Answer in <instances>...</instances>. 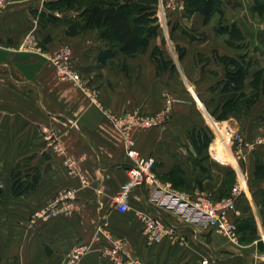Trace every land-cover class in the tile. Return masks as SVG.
Returning <instances> with one entry per match:
<instances>
[{"label": "crops", "instance_id": "0c3cea01", "mask_svg": "<svg viewBox=\"0 0 264 264\" xmlns=\"http://www.w3.org/2000/svg\"><path fill=\"white\" fill-rule=\"evenodd\" d=\"M55 1L6 0L0 10V264H65L78 248L85 253L76 264H113L104 252L116 240L124 243L123 260L137 264H264V29L242 30L229 6L236 3L251 15L241 17L247 25L264 17L252 11L254 0H219L222 17L177 12L165 32L163 21L156 22L145 53L127 57L116 47L104 63L99 57L109 45L98 31L69 35L78 13L49 10ZM232 24L243 41H229L228 32L216 30ZM30 31L50 52L70 47L81 86L61 81L45 59L18 50ZM155 48L171 63L160 72L151 59ZM224 56H244L248 76L241 97L217 120L212 113L225 80L217 57ZM251 97L255 103L245 111L244 100ZM167 107L162 127L131 132L135 149L155 160L161 182L191 196L221 200L241 181L244 192L236 214L229 215L236 242L154 208L145 189L131 191L128 212L113 208L129 162L106 113L153 114ZM235 133L243 136L242 160L231 145ZM14 167L22 176L27 169L29 175L38 172L34 189L12 194ZM63 190L74 192L71 213L35 216ZM140 214L175 225L174 234L148 245Z\"/></svg>", "mask_w": 264, "mask_h": 264}, {"label": "built area", "instance_id": "2783aa9c", "mask_svg": "<svg viewBox=\"0 0 264 264\" xmlns=\"http://www.w3.org/2000/svg\"><path fill=\"white\" fill-rule=\"evenodd\" d=\"M5 2L6 0H0V10ZM184 2L185 0H157L155 17L158 23L163 21L164 32L168 18L183 11ZM18 50L45 59L54 67L56 75L61 81L71 83L74 86H81V77L73 68L71 49L68 45H62L50 52L40 44L34 32L30 31L24 35ZM89 95L95 101L94 94L89 93ZM164 96L168 105L172 103L168 95L165 94ZM168 112L169 107L153 114H144L138 110L127 111L120 115L106 113V118L121 137L129 162L127 179L113 197V208L121 214L128 212L131 191L135 188L145 189L147 191V203L154 208L167 212L185 225L210 227L215 233L236 242L238 239L236 229L229 220V215L236 214L237 201L244 192L241 181L236 180L229 195L221 200H214L204 193L191 196L188 193L176 191L171 186L161 182L153 170L155 160L143 157L135 149L131 132L136 129L147 130L162 127ZM261 141L264 142V139ZM243 144V136L240 133L232 135L231 145L236 147V159L242 160L244 157ZM73 202L74 192L63 190L57 193L53 200L35 216L47 220L62 214H69L75 209ZM139 219L142 222L143 234L148 245L160 241L164 236H171L176 230L175 225L165 224L161 219L150 217L147 214H140ZM123 249L124 243L116 240L113 241L111 248L105 250L104 253L113 264H137L129 259L123 260ZM84 253L85 250L82 248L73 250L65 264H76Z\"/></svg>", "mask_w": 264, "mask_h": 264}, {"label": "trees", "instance_id": "16d2710c", "mask_svg": "<svg viewBox=\"0 0 264 264\" xmlns=\"http://www.w3.org/2000/svg\"><path fill=\"white\" fill-rule=\"evenodd\" d=\"M220 4L219 0H185L184 10L187 14L201 13L205 19L213 12L222 17ZM156 6L157 0H57L47 4L51 11L78 13L77 20L71 22L68 27L69 35H76L85 30L98 31L101 41L109 45V50L100 55V63H104L105 60L113 57L112 49L116 47L119 48L121 54L127 57H134L146 52L151 39L157 34ZM251 9L260 16L264 15V0H254ZM48 20L54 21L55 18L48 16ZM219 24L221 23L219 22ZM216 30L228 32L229 41H243L240 30L235 24ZM151 59L156 64L157 72L167 69L171 64L162 59L158 48L152 51ZM217 59L225 66V80L221 88V104L213 111L212 116L216 117L217 120H222L231 109L230 107L241 97L239 93L248 76V63L244 56H224L217 57ZM262 73L255 74V77L260 79ZM255 99L251 97L244 100L245 111L255 103ZM29 171L28 169L24 171V176H22L23 172L18 167L13 168L12 194L14 196L26 193L37 185L38 172L34 171L29 175Z\"/></svg>", "mask_w": 264, "mask_h": 264}, {"label": "rangeland", "instance_id": "374dc122", "mask_svg": "<svg viewBox=\"0 0 264 264\" xmlns=\"http://www.w3.org/2000/svg\"><path fill=\"white\" fill-rule=\"evenodd\" d=\"M229 6L231 7V8L229 7L230 8V11L232 10L233 7H235L236 13L233 15L234 17L240 16L239 24H240V27L242 28V30H244L246 32H249V31H252V30L255 31L258 28H263L264 29V17H262L260 19H258V18L256 19L255 18V20H250V23L246 25V23L243 22V20L241 19V17L242 16H244V17L248 16L247 17L248 19H252V17L250 18L251 15L250 14L248 15L245 11L242 12L240 10L241 7L238 4H236V3L233 4V3L229 2ZM63 12H65L64 15L70 14L69 12H66V11H63ZM240 20H242L243 23H241Z\"/></svg>", "mask_w": 264, "mask_h": 264}]
</instances>
